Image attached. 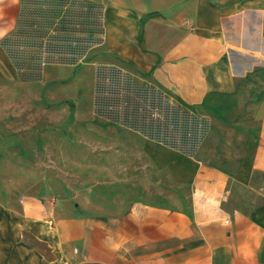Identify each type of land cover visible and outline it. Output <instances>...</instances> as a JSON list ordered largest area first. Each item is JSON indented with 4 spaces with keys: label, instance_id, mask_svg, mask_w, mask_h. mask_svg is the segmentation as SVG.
Masks as SVG:
<instances>
[{
    "label": "crops",
    "instance_id": "obj_1",
    "mask_svg": "<svg viewBox=\"0 0 264 264\" xmlns=\"http://www.w3.org/2000/svg\"><path fill=\"white\" fill-rule=\"evenodd\" d=\"M23 1L0 0V264H264V0H93L100 42L36 80L9 52ZM88 53L147 91L149 124L167 103L206 121L195 145L111 119L143 139L117 173L39 174L20 84Z\"/></svg>",
    "mask_w": 264,
    "mask_h": 264
},
{
    "label": "rangeland",
    "instance_id": "obj_2",
    "mask_svg": "<svg viewBox=\"0 0 264 264\" xmlns=\"http://www.w3.org/2000/svg\"><path fill=\"white\" fill-rule=\"evenodd\" d=\"M97 65L90 53L77 66L52 64L44 68L40 81H22L18 90L31 100L22 102L26 112L23 122L33 130L34 142L47 148L44 152L48 156L40 160L39 174L67 179L74 190L94 186L96 175L110 177L117 169L112 161H123L131 153V145L143 141L124 126L110 121V116L97 115L100 108L96 96L114 93L110 86L103 90L96 88V70L98 73L100 69ZM120 79L124 83L120 81L117 90L120 87L122 95L128 87L127 80ZM175 109L172 113L178 112ZM200 122L204 125L199 128L201 132L207 122ZM217 138L221 143L220 135ZM227 152L231 156L236 154L234 150Z\"/></svg>",
    "mask_w": 264,
    "mask_h": 264
},
{
    "label": "trees",
    "instance_id": "obj_3",
    "mask_svg": "<svg viewBox=\"0 0 264 264\" xmlns=\"http://www.w3.org/2000/svg\"><path fill=\"white\" fill-rule=\"evenodd\" d=\"M93 0H24V9L17 32L11 40L10 56L26 80L40 78L43 64H77L91 46L100 42L102 23L100 8ZM127 80V93L119 95L118 85ZM96 88L112 87L107 96H96L98 114L121 120L172 145L185 146L197 142L200 126L204 125L183 108L172 113L163 111L165 128L148 123L141 111L148 109L147 91L137 81L114 68L97 73ZM133 81V82H132ZM104 107L105 109H102ZM158 108V107H157ZM174 111H177L176 109ZM179 115V116H178ZM202 127V129H203ZM158 128L162 129L159 130Z\"/></svg>",
    "mask_w": 264,
    "mask_h": 264
}]
</instances>
